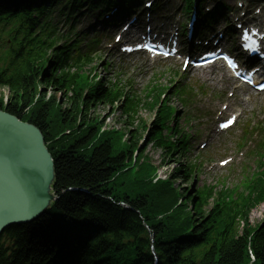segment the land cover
Here are the masks:
<instances>
[{
	"label": "trees",
	"instance_id": "1",
	"mask_svg": "<svg viewBox=\"0 0 264 264\" xmlns=\"http://www.w3.org/2000/svg\"><path fill=\"white\" fill-rule=\"evenodd\" d=\"M32 1L0 0V22L14 27L11 45L0 47V89L8 92L0 110L40 131L53 160L55 199L34 222L3 232L0 264H152L150 236L157 264H264V221L258 229L247 221L264 203L263 179L236 205L225 204L221 193H190L191 185L179 193L176 183L185 185L193 167L178 161L184 141H165L162 131L172 113L167 104L184 88L144 95L141 109L154 112L145 128L128 95L83 76L96 69L99 56L59 55L41 44L26 9ZM100 107L121 110L122 127H106L95 114ZM143 132L146 142L138 147ZM148 145L162 164H177L170 180L152 181Z\"/></svg>",
	"mask_w": 264,
	"mask_h": 264
},
{
	"label": "rangeland",
	"instance_id": "2",
	"mask_svg": "<svg viewBox=\"0 0 264 264\" xmlns=\"http://www.w3.org/2000/svg\"><path fill=\"white\" fill-rule=\"evenodd\" d=\"M253 4H262L263 0H249ZM79 29H82L81 26H79ZM106 55V61L109 62L110 66V75L108 77L114 78L116 77L117 73L122 74L123 83L129 82V84H126L127 87L132 85L133 90L138 89L137 94L142 95L140 89H144L146 85L149 84L151 79L154 77L157 73H163L165 71L164 67H170V71L175 72V67L170 66L167 63H157L159 66L155 68V66H151L147 64L141 57H133L130 60H123L118 59L113 55H108L107 52H105ZM99 75H103V71L101 66L97 68L96 71ZM187 80L191 84L193 83L196 87L198 85H203L206 89V91L210 94L216 93L218 91V88L220 86H223L225 88V93H229L232 91L231 86H225L226 82L221 81L219 76H209V75H201L198 73L189 72L187 74ZM106 76V75H105ZM166 79L162 80V85L166 84ZM215 85V86H214ZM136 88V89H135ZM2 95H8V92L5 88L0 89V96ZM250 96V100L248 102H243L242 99L244 97ZM227 99L224 97V100ZM223 100V99H222ZM196 105L192 108V114L193 119L192 123L189 124L191 126L188 128V125L185 124L182 120H179L178 123H180V126L184 128L185 130L190 129L191 132H194L196 130H206L207 124L210 121V116L208 115L207 111L213 109L217 110L221 101H217L214 97L208 96L205 99L198 98L195 100ZM209 104V105H208ZM240 104V105H239ZM236 107H242L243 108V116L241 117L239 123L235 127V129L230 131L227 135L221 136L218 140L213 142L209 148H206L202 152L198 151V143L203 138L207 137L206 132H204L201 136L195 135L194 138L191 139V151L187 154V161L188 160H195L198 159L201 154L204 153H212L213 160H221L228 156H236L239 149L237 148V144L240 142L242 137L240 136V128L243 122L246 119H250L252 122H259L262 121L264 124V95H256L251 93L250 91L244 92L241 95L235 94L234 99L231 100V110L235 109ZM117 109V108H116ZM115 111H107L104 107H100L95 110L96 115L101 116V120L104 121L107 127H113V128H120L122 127V119H121V110ZM150 112L141 110L139 113V117L143 118L146 123H148L151 119ZM244 138V136H243ZM248 141H252L253 143L256 142L255 138H248ZM247 142L245 144H247ZM147 155L152 159L154 165H160L161 162V156L160 152L158 150H155L150 145L147 146L146 152ZM185 159L182 158L180 160V163H184ZM174 163V162H173ZM173 163H165L167 164V169L163 170L164 177H168V174L171 172V167L173 166ZM163 164V165H165ZM242 164H248L251 167L255 166L254 157L250 158V152L245 155V158L243 159ZM172 165V166H171ZM175 165V164H174ZM232 171V174H229L228 172ZM241 172V165L233 163L231 166L227 167L224 170H211L208 171L205 169L204 166H202L201 174H198L197 178L194 180L195 186L203 187V186H215L217 190H219V181L221 179V176L226 175L227 177H232L234 173H240ZM228 186H229V180ZM177 186L179 185L180 189L186 188V185L184 183L178 181ZM189 184V183H188ZM182 185V186H181ZM181 191V190H180ZM189 192V189H188ZM249 224L250 226L254 227L259 223H262L264 221V205H259L256 208H254L250 214H249Z\"/></svg>",
	"mask_w": 264,
	"mask_h": 264
},
{
	"label": "water",
	"instance_id": "3",
	"mask_svg": "<svg viewBox=\"0 0 264 264\" xmlns=\"http://www.w3.org/2000/svg\"><path fill=\"white\" fill-rule=\"evenodd\" d=\"M53 160L40 131L0 110V237L41 217L55 199Z\"/></svg>",
	"mask_w": 264,
	"mask_h": 264
},
{
	"label": "bare ground",
	"instance_id": "4",
	"mask_svg": "<svg viewBox=\"0 0 264 264\" xmlns=\"http://www.w3.org/2000/svg\"><path fill=\"white\" fill-rule=\"evenodd\" d=\"M9 2L13 3L14 0H8ZM19 1V0H16ZM26 0H20V2H25ZM37 1V2H35ZM41 8V5L39 3V0H34L30 2L29 6L26 7V9H32V10H39Z\"/></svg>",
	"mask_w": 264,
	"mask_h": 264
}]
</instances>
